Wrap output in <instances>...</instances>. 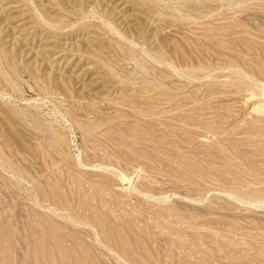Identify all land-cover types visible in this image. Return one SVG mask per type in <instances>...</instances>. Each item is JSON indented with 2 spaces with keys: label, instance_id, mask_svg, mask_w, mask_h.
Wrapping results in <instances>:
<instances>
[{
  "label": "rangeland",
  "instance_id": "rangeland-1",
  "mask_svg": "<svg viewBox=\"0 0 264 264\" xmlns=\"http://www.w3.org/2000/svg\"><path fill=\"white\" fill-rule=\"evenodd\" d=\"M48 251L264 264V0H0V264Z\"/></svg>",
  "mask_w": 264,
  "mask_h": 264
},
{
  "label": "bare ground",
  "instance_id": "bare-ground-1",
  "mask_svg": "<svg viewBox=\"0 0 264 264\" xmlns=\"http://www.w3.org/2000/svg\"><path fill=\"white\" fill-rule=\"evenodd\" d=\"M189 35V34H188ZM189 36H191V35H189ZM196 40V39H195ZM240 42V41H239ZM211 44V43H210ZM212 46V45H211ZM190 49V48H189ZM173 51V50H172ZM242 60V59H241ZM242 62H243V60H242ZM244 64V63H243ZM245 65V64H244ZM7 127H8V125H7ZM9 128V127H8ZM9 130V129H8ZM50 232V231H49ZM108 234H109V236L110 237H112L113 238V240L115 241V245H116V248L118 249V250H120L121 252H123L124 254H127V251H126V241L124 240V239H122V238H119V237H117V235L114 233V232H112L111 230H108ZM50 235H51V232H50ZM51 239L54 241V242H56V241H59V240H61V238H59L58 236H55L54 234H53V232H52V235H51ZM47 257L49 258L48 260H49V263L51 264L52 262H54V259H53V257H52V254H51V252L50 251H48L47 252ZM36 258V257H35ZM56 263V262H55Z\"/></svg>",
  "mask_w": 264,
  "mask_h": 264
}]
</instances>
